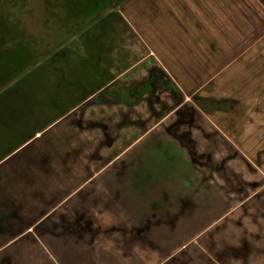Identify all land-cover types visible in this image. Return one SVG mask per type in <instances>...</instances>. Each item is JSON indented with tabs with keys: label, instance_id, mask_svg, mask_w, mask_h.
Listing matches in <instances>:
<instances>
[{
	"label": "crops",
	"instance_id": "1",
	"mask_svg": "<svg viewBox=\"0 0 264 264\" xmlns=\"http://www.w3.org/2000/svg\"><path fill=\"white\" fill-rule=\"evenodd\" d=\"M157 2L0 91V264H264V8Z\"/></svg>",
	"mask_w": 264,
	"mask_h": 264
},
{
	"label": "rangeland",
	"instance_id": "2",
	"mask_svg": "<svg viewBox=\"0 0 264 264\" xmlns=\"http://www.w3.org/2000/svg\"><path fill=\"white\" fill-rule=\"evenodd\" d=\"M55 1L56 2H61V0H51V2L53 4L55 3ZM197 1L198 0H163V1L158 0L157 4L159 6H157V8H158L157 14H159L160 17L164 18V17L168 16L169 12L170 13H174L177 9H179L178 13L180 14L181 13V8L183 9L182 13L192 14L195 11V6L192 3H196ZM199 1L200 2L204 1L206 4H209L211 6H215V5H213L215 3H216V5L218 4V0H199ZM256 1H257V3H259L264 8V0H256ZM231 2H232V0H223V2H222V0H220L219 3L221 5L222 4L223 5H229ZM122 4H123V2H122ZM133 4H134V0H129V4H127V6H123V10L127 11V12L128 11H132V7H133L132 5ZM128 5H130V6H128ZM223 5H222V8H224V7L226 8V6H223ZM26 8H27L26 11L22 14V17H21L22 20L21 21L23 22V24H24L25 28L27 29V32L29 33V35H31V36L35 35L36 37L43 36L44 40H45V43H46V46H48L46 48H48V49L49 48H53L57 44H59L60 41L57 38L60 37L63 34H62L61 31H59L57 29L58 26H54L50 22V21H53L52 19L48 20L49 21L48 23L45 22V13L46 12H45L44 1L43 0H28ZM115 8H118V6H116ZM210 8H211L210 6H206V11H207V13H211L213 15V17L212 18H208V16H207L206 23L209 24V25L216 24V26H217L219 23L217 22L218 23L217 24V23H215V21L213 22V20H215V19H213L214 18V11H212L213 8L212 9H210ZM215 8H218V7H215ZM50 9L52 10V8H50ZM109 10L110 9H108L106 12H108ZM147 10L148 9H147L146 4H145L144 8L141 10L140 14L136 18L138 25L143 26V27H149L151 25V23L148 24V22H147V20L145 18L146 16L149 15ZM60 11H61V14H63L62 9H60ZM12 12H13V14H16L15 8L12 9ZM103 14L101 16H99V18H96L95 20H93L92 22H88L89 25L85 26V28H83L82 30H80L78 32L77 31L74 32L72 34L73 36L72 35H68L69 36L68 38L64 37V39H62V40L65 41V42L67 41L64 45L65 46L66 45L72 46L74 44V42L76 41V39L81 34H83L86 30L91 28L94 23L98 22V20H100L101 17H103ZM150 14H151V12H150ZM176 17H179V16H176ZM128 18L130 19L131 17L128 16ZM238 18H240V17H238ZM82 19H84V20H82V22H87L88 18L87 17H83ZM219 20L221 22V19H219ZM255 20H256L255 25L257 27H259L256 30L260 31L262 29V25L261 26L259 25L260 23H258V22H260V21H257L258 18H255ZM179 21L181 22V19H179ZM231 23L232 22H227L226 26L229 27L231 25ZM175 24L177 26V29H179V27L181 26L180 23H175ZM157 25L160 26V23H157ZM238 26H239V22H237V23L233 22L232 23V28L233 29H236ZM190 28H193V27L190 26ZM222 28H223V30L221 32H215L213 30L214 34H216V36H211L209 38L207 37L208 36V32L205 30L206 35H205L204 40H205V44H207V46H210L211 43H212V38L216 37V39L220 41L222 49L223 48H227L225 50L223 49L222 53H217L218 55L217 54L216 55H206V57H207V59H205L206 60V68H207L206 79L208 78V76H210V77L213 76V73H214L213 70H212L213 62H215L216 59L220 57L218 59V61L222 60V63H224L225 60H223V59L226 56L225 55L226 53H224V51L225 52H230L231 51V50L229 51L230 48H229L228 44L230 42L229 41L230 38L226 35L227 34L226 33L227 30L224 27H222ZM192 30H194V28ZM213 31L211 32L212 35H213ZM156 41H160V39H156ZM245 45H246V43H245ZM192 49H195V47L191 46V50ZM240 49L241 48H238V50H240ZM230 56H234V54H232V55L231 54H227V57H230ZM24 74H22V75H24ZM21 78L22 77H20L19 79H21ZM209 78H208L207 83H206L207 84L206 92L212 91V89H213L210 86L211 82L213 81V78L212 79L210 78L211 80ZM17 79L18 78L12 80L9 84H11L12 82L16 81ZM192 79H193V77L191 78V80ZM209 82H210V84L208 85ZM19 87H21V86H19Z\"/></svg>",
	"mask_w": 264,
	"mask_h": 264
},
{
	"label": "trees",
	"instance_id": "3",
	"mask_svg": "<svg viewBox=\"0 0 264 264\" xmlns=\"http://www.w3.org/2000/svg\"><path fill=\"white\" fill-rule=\"evenodd\" d=\"M43 1L46 12L45 22L48 23V20L52 19L53 21L50 22L54 26H58L57 29L63 34L57 38L60 43L51 49L46 48L48 46L43 43L42 48H39L38 39L33 38L31 35L28 36V39L22 38L21 34L20 37H14V43L10 48L0 49V91L42 59L63 47L67 42L62 40L64 37L68 38V35L82 30L89 25L88 22L99 18L108 9H113L126 0H61V2L55 1L54 4L51 0ZM102 4L106 5V9L94 14ZM60 9H62L63 14H61ZM83 17L89 18L87 22H82ZM22 42L25 43L22 44ZM14 74L15 76L11 78Z\"/></svg>",
	"mask_w": 264,
	"mask_h": 264
},
{
	"label": "flooded vegetation",
	"instance_id": "4",
	"mask_svg": "<svg viewBox=\"0 0 264 264\" xmlns=\"http://www.w3.org/2000/svg\"><path fill=\"white\" fill-rule=\"evenodd\" d=\"M27 2L28 0H0V49L10 48L14 43V37H20V34L22 38L28 39L29 33L21 21L22 14L27 9ZM13 8L16 14H13ZM32 37L38 39L39 48H42L43 43L46 44L43 36Z\"/></svg>",
	"mask_w": 264,
	"mask_h": 264
},
{
	"label": "water",
	"instance_id": "5",
	"mask_svg": "<svg viewBox=\"0 0 264 264\" xmlns=\"http://www.w3.org/2000/svg\"><path fill=\"white\" fill-rule=\"evenodd\" d=\"M105 9H106V5H103V4H102L100 8H97L96 13H94V14L100 13V12H102V11L105 10ZM88 19H89V18H88ZM14 76H15V74L12 75L11 78H13Z\"/></svg>",
	"mask_w": 264,
	"mask_h": 264
}]
</instances>
